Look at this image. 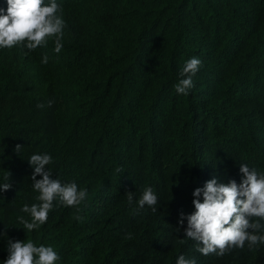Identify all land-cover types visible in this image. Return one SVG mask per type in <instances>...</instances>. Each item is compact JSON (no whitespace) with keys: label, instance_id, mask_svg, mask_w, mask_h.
<instances>
[{"label":"trees","instance_id":"trees-1","mask_svg":"<svg viewBox=\"0 0 264 264\" xmlns=\"http://www.w3.org/2000/svg\"><path fill=\"white\" fill-rule=\"evenodd\" d=\"M57 3L59 53L55 37L34 51L0 48V184L8 172L12 184L0 193V264L9 239L51 246L56 264H264V244L202 255L178 223L207 180L239 183L241 163L264 174V0ZM192 57L202 61L194 87L178 94ZM33 154H50L53 178L88 197L79 213L55 202L25 232L17 218L38 202ZM146 187L155 213L137 210Z\"/></svg>","mask_w":264,"mask_h":264},{"label":"clouds","instance_id":"clouds-1","mask_svg":"<svg viewBox=\"0 0 264 264\" xmlns=\"http://www.w3.org/2000/svg\"><path fill=\"white\" fill-rule=\"evenodd\" d=\"M6 4V9L0 7V48L23 46L34 51L38 47H46L49 38L55 37L54 51H61L66 23L61 15L62 6L57 0H49L47 4L45 0H6ZM41 62H48L47 55ZM201 65L202 61L197 57L185 62L181 71L183 78L175 85L178 94H189L194 87L193 77ZM53 102L49 100L48 106ZM21 148L22 145L17 144L14 150L19 154ZM28 162L34 168L31 180L38 202L25 204L21 209L30 219L23 216L17 218L25 232L39 229L46 223L55 202L73 207L79 213L80 206L87 200V190L78 188L75 182L61 183L53 178L52 170L45 167L53 163L50 154H33ZM239 170L242 173L239 183L235 179L227 183L219 182L213 177L203 187L195 188L192 201L195 211L187 215L180 213L179 225L182 227L185 219L187 221V226L183 228L185 237L197 242L196 250L202 255L222 257L234 249H243L245 245L252 249L264 244V234H260L264 230V224L260 222L264 220V174H258L245 163L240 164ZM37 176L42 178L37 179ZM4 180L6 182L0 184V193L12 188L9 172ZM126 195L129 204H132L134 193L128 191ZM158 203L157 194L151 187H146L136 201L137 210L147 206L155 213ZM74 218L82 219L79 215ZM180 230L177 227V231ZM131 238V234L126 236V239ZM7 251L3 264H56L60 259L51 246H35L31 241L25 243L24 240L9 239ZM176 264H196V260L180 255Z\"/></svg>","mask_w":264,"mask_h":264}]
</instances>
